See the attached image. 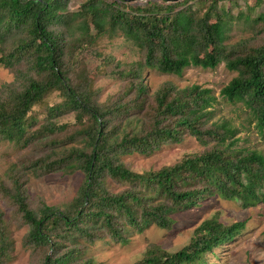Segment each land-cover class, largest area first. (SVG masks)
<instances>
[{"label": "trees", "instance_id": "obj_1", "mask_svg": "<svg viewBox=\"0 0 264 264\" xmlns=\"http://www.w3.org/2000/svg\"><path fill=\"white\" fill-rule=\"evenodd\" d=\"M67 3L0 0V67L12 74V82L0 86V143L15 150V162L0 177V200L17 227H26L22 246L30 264H91L82 258L87 246L105 238L125 243L128 231L149 226L168 230L175 214L209 197L241 209L264 205V156L231 149L236 129L212 120L211 91L166 82L150 93L143 84L144 72L180 76L188 67L223 64L234 76L219 97L241 104L263 135L264 14L250 22L249 39L228 46L224 34L238 16L230 6L216 7V0L144 7L86 0L72 12ZM117 37L130 44L135 61L120 63L96 46L101 38ZM100 79L118 84L102 100ZM184 137L200 150L170 166L136 173L120 160ZM55 173L81 175L71 202L29 205L28 174ZM1 216L0 264H7L12 244ZM244 229L245 222L225 225L214 216L198 224L180 249L150 244L133 264H204L206 254Z\"/></svg>", "mask_w": 264, "mask_h": 264}, {"label": "rangeland", "instance_id": "obj_2", "mask_svg": "<svg viewBox=\"0 0 264 264\" xmlns=\"http://www.w3.org/2000/svg\"><path fill=\"white\" fill-rule=\"evenodd\" d=\"M85 1L68 0L67 11H75ZM184 1L188 2V6H195L194 2L197 0H182V2ZM227 1H233L232 4L235 3V6L231 7ZM153 2L160 3L157 0H142L132 5L144 7ZM216 2V7L224 11L228 10L230 6V14L233 17L238 16V20L232 22L224 34L223 44L229 46L249 39L252 36L250 22L253 26V21L260 14H264V0H216ZM203 3L200 2L197 7L203 8ZM261 26L263 25L261 24ZM96 46H104V49L111 51L110 54L114 60L120 63L128 64L137 59L136 55L132 53L130 44L119 37L112 40L101 38L96 42ZM88 64L89 67L86 68L90 69L93 63L88 61ZM87 72L89 71L87 70ZM233 76L234 73L227 72L223 64H219L210 70L188 67L183 70L180 76L163 75L154 71L144 72L143 84L146 85L150 93L166 82L172 83L180 89L194 85L209 89L211 95L215 97V103L212 105V120L226 122L230 127L236 129L235 142L231 149L254 150L264 156V133L263 135L257 134L251 123L252 116L241 104H230L219 97L220 89ZM10 82H12V74L0 67V86ZM96 85L102 89L100 100L118 89V84L110 79H100ZM199 150L200 147L193 140L184 137L181 143L163 144L151 154H130L121 157L120 160L129 170L142 173L147 170H157L162 166H170L182 155ZM14 154L15 150L11 144L0 143V177L7 165L15 162ZM80 180V174L69 176L55 173L38 178L28 174L25 184L28 204L31 206L37 204L38 206L40 202H43L48 207L66 205L73 199ZM113 188L115 189V187ZM0 212L2 214L1 225L12 244L11 257L7 264H30V254L23 250L22 246L26 227H17L10 218V216L14 218L11 211L1 200ZM214 216L218 222L225 225L245 222V229L230 243L217 247L211 253L206 254L204 264H264V205L258 204L253 208L241 209L237 203L224 201L217 197L203 199L199 206L175 214L173 216L174 223L168 230L149 226L139 233L128 231L125 235V243L105 238L87 246V251L82 258L91 259V264H133L141 258L145 247L150 244L173 252L188 242L193 229L198 224Z\"/></svg>", "mask_w": 264, "mask_h": 264}, {"label": "water", "instance_id": "obj_3", "mask_svg": "<svg viewBox=\"0 0 264 264\" xmlns=\"http://www.w3.org/2000/svg\"><path fill=\"white\" fill-rule=\"evenodd\" d=\"M121 1L124 3H127V4H134V3L141 2L142 0H121ZM157 1H159L160 3H163L165 5H168V4H172V3H178L182 0H157Z\"/></svg>", "mask_w": 264, "mask_h": 264}]
</instances>
